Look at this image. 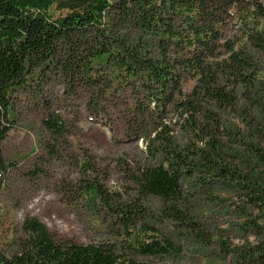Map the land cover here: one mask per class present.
I'll use <instances>...</instances> for the list:
<instances>
[{"label": "trees", "instance_id": "1", "mask_svg": "<svg viewBox=\"0 0 264 264\" xmlns=\"http://www.w3.org/2000/svg\"><path fill=\"white\" fill-rule=\"evenodd\" d=\"M234 25L236 33L227 36ZM122 26L134 36L119 33ZM54 76L69 86L81 80L88 87L94 117L128 90L130 105L123 114H131L130 127L140 125L138 117L156 123L133 178L138 196L171 203L165 217L195 228L175 205L186 180L211 190L216 183L234 187L264 217V128L241 137L229 129L225 135L235 147L220 139V112L234 106L239 94L255 100L264 91V0H0V195L17 166L3 152V141L17 123L10 114L14 100L43 99ZM186 78L196 81L185 96ZM169 107L190 136L184 144L170 133ZM42 126L48 144L66 132V123L54 114ZM81 195L96 215L104 210L132 239L119 245L57 240L37 218L26 217L17 249L0 243V264H153L130 252L177 253L174 243L143 219L142 206L119 202L87 179ZM247 224L258 228L254 219ZM241 255L245 263L264 264L262 246Z\"/></svg>", "mask_w": 264, "mask_h": 264}, {"label": "rangeland", "instance_id": "2", "mask_svg": "<svg viewBox=\"0 0 264 264\" xmlns=\"http://www.w3.org/2000/svg\"><path fill=\"white\" fill-rule=\"evenodd\" d=\"M122 27L119 33L134 36L133 31ZM233 27L228 28L227 36L236 33V25ZM61 81L59 76L49 80L42 93L43 99L23 95L14 100V112L10 114L15 113L17 123L3 141V152L6 158L15 160L17 166L9 173L0 195L1 246L9 251L17 249L26 217L37 218L57 240L108 241L116 245L130 241L132 238L123 234L115 218L100 209L96 215L81 195L83 179H87L102 185L109 195L116 194L119 202L142 206L143 219L176 246L177 253L171 256L130 252L139 261L248 264L241 253L254 246L264 247V217L256 208L247 205L234 187L216 183L211 190L191 180L182 181V197L175 205L191 218L195 228L164 216V209L171 203L156 197L138 196L133 177L146 159V136L156 123L138 117L140 125L130 127L127 118L131 114H127V118L123 114L125 105L131 100L128 90L120 95L121 98L109 100L106 112L94 117L87 103L90 99L88 87L81 80L74 86ZM195 81L194 78L182 81L183 95L191 93ZM262 92L255 100L244 99L239 94L234 106L220 112L222 141L235 147L225 135L229 129L241 137L253 128H264ZM51 114L66 123V132L50 138L48 144L42 120ZM165 119L176 143H186L190 136L180 127L181 120L172 108H167ZM42 142H46L45 146ZM243 211L252 216L244 215ZM252 219L258 223V228L247 224Z\"/></svg>", "mask_w": 264, "mask_h": 264}]
</instances>
